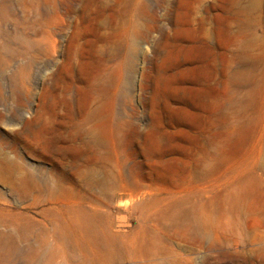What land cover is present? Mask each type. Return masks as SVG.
Listing matches in <instances>:
<instances>
[{
    "label": "rangeland",
    "instance_id": "obj_1",
    "mask_svg": "<svg viewBox=\"0 0 264 264\" xmlns=\"http://www.w3.org/2000/svg\"><path fill=\"white\" fill-rule=\"evenodd\" d=\"M0 10V231L24 215L51 227L40 211L58 197L129 236L139 206L161 198L149 227L169 233L158 215L189 222L198 209L222 244L169 233L168 249L160 232L143 261L264 264V183L243 167L264 120V0H0ZM60 145L85 165L61 162ZM29 173L44 186L19 195ZM35 240L19 238L0 264H31Z\"/></svg>",
    "mask_w": 264,
    "mask_h": 264
},
{
    "label": "bare ground",
    "instance_id": "obj_2",
    "mask_svg": "<svg viewBox=\"0 0 264 264\" xmlns=\"http://www.w3.org/2000/svg\"><path fill=\"white\" fill-rule=\"evenodd\" d=\"M18 1L25 5L28 0ZM2 15L4 16V12L0 10V16L2 17ZM85 71L86 65L82 63L80 72ZM257 135L258 148L256 154L246 161L243 167L251 169L258 180L264 183V120ZM58 150L60 161L63 162L68 158L72 169L85 165L84 154L80 151L70 149L66 145H60ZM43 186L44 184L35 180L32 174L29 173L24 179V187L18 188L17 192L19 195L27 196L32 190H42ZM147 192H154V189ZM167 194L174 195V192L171 191ZM159 199L161 200V198L153 199L139 206L140 211L136 216L138 226L131 235L124 236L113 232L111 222L107 218H103L98 209L97 211L94 209L92 212H88L81 205L75 204L69 199L61 200L58 197H44L47 206L43 207L40 212L41 214L52 213L50 218L53 223L52 226L37 231L34 225L40 220L27 215L24 216L28 220L21 218L23 220L21 222L19 220H6V229L0 231V256L4 258L12 250H16L18 239L21 237L36 238L35 243H32V246L30 245L31 247L26 253L27 261L31 264H56L58 261L65 264H158L143 260L145 259V253L150 256L154 255L155 250L148 246L155 242L160 232L162 236L158 240L163 242L168 249H171V247L164 238L170 237L169 233L189 242H211L209 243L211 245L214 243L222 244L216 220L211 215L199 212L198 209H194L189 222L183 220L186 215L176 211L164 212L157 217L155 216L157 219L170 221L171 232L169 231V233H165L167 230H164V228L149 227L148 219L157 214L155 208L159 204ZM37 201L40 200L35 197L31 204H36ZM18 214L22 213H15V215ZM256 223L261 226L263 220L257 219ZM9 226L14 227V230L8 229ZM146 246L148 247L147 251Z\"/></svg>",
    "mask_w": 264,
    "mask_h": 264
}]
</instances>
